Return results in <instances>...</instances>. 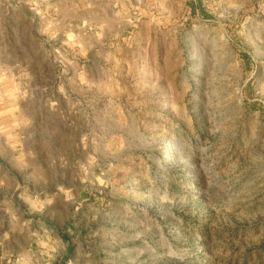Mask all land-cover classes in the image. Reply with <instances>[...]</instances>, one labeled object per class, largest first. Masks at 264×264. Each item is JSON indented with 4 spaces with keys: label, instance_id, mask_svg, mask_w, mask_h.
<instances>
[{
    "label": "rangeland",
    "instance_id": "1",
    "mask_svg": "<svg viewBox=\"0 0 264 264\" xmlns=\"http://www.w3.org/2000/svg\"><path fill=\"white\" fill-rule=\"evenodd\" d=\"M132 2L0 0V264H264V0Z\"/></svg>",
    "mask_w": 264,
    "mask_h": 264
},
{
    "label": "crops",
    "instance_id": "2",
    "mask_svg": "<svg viewBox=\"0 0 264 264\" xmlns=\"http://www.w3.org/2000/svg\"><path fill=\"white\" fill-rule=\"evenodd\" d=\"M121 1L123 2V5H128L127 4L128 1H133L131 5L134 6V3H139L141 0H121ZM69 8H70V6H69ZM113 9H114V11H116V7H114ZM126 10H128V11H131V10L141 11V8L140 7H136L135 9L134 8L133 9H130V6L129 7H124V10L123 11H126Z\"/></svg>",
    "mask_w": 264,
    "mask_h": 264
}]
</instances>
